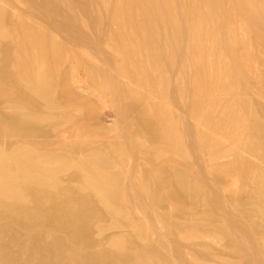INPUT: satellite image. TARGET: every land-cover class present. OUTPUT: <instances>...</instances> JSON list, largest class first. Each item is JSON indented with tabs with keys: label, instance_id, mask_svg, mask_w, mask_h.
<instances>
[{
	"label": "rangeland",
	"instance_id": "obj_1",
	"mask_svg": "<svg viewBox=\"0 0 264 264\" xmlns=\"http://www.w3.org/2000/svg\"><path fill=\"white\" fill-rule=\"evenodd\" d=\"M18 1L19 0H1L0 2V21L3 22V24L0 22V25L4 27L9 34L7 37H4L6 39H0V148L4 151H8L15 146H22L42 155L61 156L67 160L76 159L78 161L91 157L93 153H100L102 161L109 162L111 173L116 175V195L122 198L123 203H121V205H124V208L121 211L120 217L116 220L113 219L112 216L103 210L102 203L91 190L82 189L78 186L79 172L75 167L71 166L72 168L70 167L69 169H60L61 171L58 170L55 173L57 186L53 190V197L46 203L45 208L37 210L38 212L35 217L34 223L41 226L43 236L37 237L36 241L29 242V236H31L32 233H30L31 235H28L25 231L18 233L14 237V242L12 243L13 247L11 246L12 256H14V258L16 257L20 263L28 261L29 264H87L83 263L82 259L85 254L100 253L102 250L101 253H106L105 255L109 258L111 257V259L116 255L112 260L118 259V264H159L161 262L162 264H264V224L258 226L252 222L251 216L247 214V211L252 205H250L247 199L248 187H245V184H243L245 183L243 181V172L240 174V171H243L244 163H258L257 159H254L253 155L249 154L251 153V146H255L259 142L264 141V96L248 94L241 95L242 98H240L241 96H236L232 92H229V90L227 92V86L225 85L226 90L223 91V96L220 97L224 98V96H226L224 98L225 100H222L220 106L217 105L218 108L216 109L211 107L213 112L211 110L209 114L207 112H202V114H200L201 117L199 116L200 120L202 119L205 124L206 121H209V124L206 125H209L210 132L202 130V133H206V136L202 134L204 138L201 134L199 135L204 139L202 140L197 132L199 131L201 133V128L194 124V120H191V115L193 113L192 109L194 107H192V94L190 86H188L189 77L187 71L180 67V63L185 61V56H187L188 59L185 63L189 61V54L185 51L183 44L180 45V43H183L186 39L187 33L184 29L182 31V28H178L179 30H177V33V31H175L177 28H173L174 23L172 24L171 22L173 20L170 21L168 18L166 20L164 19L165 24H167L169 28L173 25L171 30H169L173 31V34H178V37L177 34H175V37L177 38L179 47V73L183 76H179V79L182 81H179V85L182 83L180 85L184 88H182V91L185 90L181 93L180 86H178L179 89L177 90L173 84H171L167 90L168 92H165L167 97H163L167 99V102L169 101V103L172 104V107H170L172 110L174 109L172 111L173 114L176 115L177 113L176 116L179 115L177 117V119H179L177 134H179L180 138L178 135L177 137L178 142H180V139L182 141L179 143L180 145L182 144L179 150L180 148L183 149L184 153L187 151L185 153L186 155H182V153H179V156L174 155L173 152L170 153L173 151V147H170L171 151L168 150L170 144L173 143V133L171 134V132H168L170 133L169 135H172V137H169L170 141L168 133L162 138L166 140L161 139L162 135L160 134L162 130L160 128L164 121L162 122L157 118L156 108L147 102L146 98L141 94L129 92L127 86L128 78L120 76L114 68V63L120 62V59L116 57L115 53H112L114 51L109 50L118 47L120 44L114 41L117 40L119 34L117 35L116 30H113L110 22L109 9L111 5H108L107 11V6H105L106 8L102 7L98 0H20V2H22L20 5ZM67 1L69 2L68 4ZM109 1V4H112L114 0ZM121 1L123 2V0ZM60 3L65 4V6H61ZM70 3L74 5L72 6ZM96 3L98 6L96 5L95 7ZM27 4L30 6L26 7ZM218 4L220 5L218 6L220 11L219 16L224 18L223 0L218 2ZM13 6L17 7H15L16 10ZM67 7L73 16L68 11ZM70 7L74 9V11ZM21 8H23V10H21ZM103 8L108 12L107 16V12ZM93 11L94 13H92ZM180 11V9L179 11L177 9L175 10L176 18L178 17L177 21H179V17L182 18V20L185 17L183 11H181V13ZM4 12H6L5 15ZM30 12L32 13L30 14ZM17 13H19V17ZM79 13L81 15H79ZM140 14H142V18L139 20V25L146 27L145 30L147 31L145 32L146 35H148L147 37H149V34L152 35L154 30H152V32L147 24V16L145 13L140 12ZM28 15L31 17H28ZM98 15L99 18L100 16L103 18L101 21V23H103L102 25L100 24L99 20L101 19H98ZM75 16L77 17L75 18ZM81 16L84 17V20H82ZM6 17L9 18L7 19ZM23 17H27L28 20ZM16 18H19V21L16 20ZM131 18L136 21L135 17L131 16ZM139 18L140 15L137 19ZM80 19L84 24L86 20L87 25H85L88 26V31L85 25L81 24ZM7 20L8 24L6 23ZM156 20L157 24L161 26L160 20H158V18ZM34 21L38 22V24L36 22L34 23ZM36 24L40 27L43 26L42 29ZM97 25H99V27ZM20 26L22 28L25 27L26 30L20 28ZM29 30L31 32H29ZM33 31L37 32L34 33ZM20 32L24 33V35ZM108 32H110V34ZM16 33H18L19 37ZM25 33H30L32 36L36 34V37H34L37 39L39 38V40L42 39V36L46 38L40 41H42L41 45L44 44L43 40H45L46 43L45 47H43L44 49L41 46L42 52L45 53L44 59L46 60V58H48L46 61L44 60L46 62L44 65L46 70L44 71L43 69V72L41 71L42 73L45 72L41 74V80L43 81L45 79L42 85L47 88L45 87L44 89L42 85L38 84L40 87H33L35 88L34 91L40 88L36 93L29 85L28 75L21 74V70H18L21 66H26L28 64L26 55H23V53L32 49L25 43V40L21 38L26 35ZM41 33L43 34L42 36ZM14 34L17 37L14 36ZM51 35L54 37L56 43ZM138 36L140 37L139 34ZM8 37L15 40L13 41L15 45H13L12 39L8 40ZM17 38H19V40ZM111 38H113V40ZM17 40L19 48L17 47L18 45H16ZM106 40L108 42H106ZM180 40H182V42H180ZM106 43H109V45L115 43V45L111 46V48L107 47V49L105 47L108 46ZM53 44L55 46L54 48L61 50L58 52L61 55H59L60 58L57 56L58 54H56L60 61H58L56 56L54 58L51 55L53 52V55H55V49H52ZM63 44L64 48L62 47ZM24 45H26L27 48H23ZM65 46L67 51L65 50ZM44 50L46 52H44ZM81 50L82 52L85 50L84 52L86 53L88 50L89 56L90 54L92 56H90L91 59L95 58L98 64L94 62L95 60L90 59L87 61L84 59ZM15 51L18 54H16ZM57 51L58 50H56V52ZM14 52L15 54H12ZM66 54H68L69 57L65 56ZM14 55L17 57H15L17 60L20 59L24 61L15 60ZM20 56L22 58H20ZM62 59L65 61L67 59L69 62L66 61L65 63ZM53 61L56 64H54ZM61 61H63V63H61ZM70 61L72 63L81 62L78 63L81 65L78 75L83 82L94 86L98 85V87L100 86L104 90L99 88L94 95H89L81 93L68 85L65 79H67L71 66ZM19 62L22 64L19 65ZM166 65L167 64H165V66ZM18 66L20 67L18 68ZM12 67H15L19 73ZM27 67L32 68L30 65H27ZM90 70L92 72L91 74L89 73ZM66 71L68 72L66 73ZM91 75L93 76L91 77ZM18 76L25 78L24 80L29 86L24 83V80L22 82V78ZM42 76L44 77L42 78ZM14 78L16 79L14 80ZM18 78H20L21 81H19ZM98 78L101 80L97 81ZM103 78L104 80L107 79V81H104ZM103 81L104 86L102 83ZM105 84L107 85L106 89ZM63 87L68 91H65ZM41 89L46 91L47 98L45 96V91ZM39 90L44 92V98ZM178 91L181 94H179ZM38 92L40 96H38ZM226 92L232 95H229V97ZM165 94L163 93V96ZM231 99H234L233 102ZM241 99H243L246 104L241 102ZM87 101H89L91 105ZM100 101H104L107 107L110 106L108 108L113 112V121L111 123H101L95 118V112L93 110L98 106ZM229 101L230 103H228V105L225 104V102L227 103ZM231 102L234 104H231ZM9 105H12V108L9 107ZM222 106L223 110L221 109ZM225 106L226 108L227 106H229V108L231 106V111L228 108L227 111ZM235 106L237 108H235ZM148 108H151L152 113H150ZM14 109H18V111ZM213 109L215 111L217 110V112ZM19 110H21V113H19ZM223 111L225 115H229L231 118V120H229V116L225 117L228 123L223 119ZM210 112H212V114H210ZM199 113L201 112L199 111L198 114ZM203 113L208 114L204 116L208 120L203 117ZM233 113L236 114L234 115ZM91 114L94 115L92 116ZM218 115H222L223 117L219 116L220 119H217ZM24 117L26 118L24 119ZM35 117L40 118L35 121V119H37ZM27 118L28 120H26ZM41 118L42 120H40ZM214 118H216L217 124H212ZM218 120L220 121V125L223 122L225 123H223V128L217 126L219 125ZM238 120L239 122H236ZM229 121L231 123H229ZM83 124L84 126H82V129L81 125ZM214 124L216 128L218 127V131L214 127ZM228 124L229 127L227 126ZM224 125L227 127L225 126L224 128ZM233 125L235 127L237 126L235 128L236 132L233 130ZM198 128L199 130H197ZM221 129L222 134H218L221 133L219 131ZM214 131L216 133H214ZM212 132L220 135L219 138H221V141L217 142V140H214L213 136L215 135L212 134ZM74 133L79 137L76 138ZM231 133L235 135L238 133L236 136H240L239 138H241V142H243L242 144H244V148L246 149L243 150V146H241L242 151L239 150V153L241 152V155L243 152L244 155L240 156L238 150H234L233 153L231 150L230 152L229 150L224 151L226 145L229 143V138H231V136L227 135H232ZM225 136L228 139H223ZM211 137H213L214 146L219 145L217 149L215 147V153L217 155L213 157L214 159H209L210 157L207 155L212 150L213 152L215 151L214 148L211 149ZM164 141L165 144H163ZM221 142H223V145ZM164 145L168 149L165 150ZM208 150H210V152ZM246 150L249 152H246ZM237 153L239 158L236 156ZM245 153H248V155ZM180 155H182V157ZM166 157L168 160H166ZM240 157L241 159L246 157V159L243 158V161ZM169 160L170 162H168ZM236 162L241 164L240 167H242L240 169L238 168L239 165H236L238 164ZM230 165L233 166L230 167ZM175 178H178L179 181L183 183L182 185L185 186V189L193 191L196 196L190 198L185 195L183 190L181 191L179 189L178 191L177 180ZM241 182L242 184H240ZM241 185L246 189L244 187L242 188ZM236 187H240L241 191L240 188L236 189ZM42 193L44 197L47 196L45 191H41L40 194ZM51 209H53V212H51ZM60 210L66 213L62 217L63 220L58 227L52 230L50 222L52 218L51 214H55ZM67 212H69L68 216ZM0 218V225H4L5 227L6 225H10L11 221L14 220L7 213H0ZM23 223L27 222L23 221ZM72 227H75L73 229L74 231L77 230L76 232L79 234L82 232L86 236L87 240H83L84 248L81 250L76 247V237L74 234L70 233V228ZM189 233H192V236H189ZM184 234L188 236L185 235L183 237ZM10 236L12 235L5 233L0 236V241L5 243L11 241L9 239ZM186 237L190 238L187 239ZM116 238L120 239V242L122 241V254H118V252L111 247L110 241ZM51 240L59 242L57 251L51 253V259H49V256L47 257V255L41 254L40 252H36V255L30 252L31 247L42 246L44 243ZM36 242L38 244H36ZM133 256L136 258L135 261ZM146 259H150V262ZM153 260L159 263H154L152 262Z\"/></svg>",
	"mask_w": 264,
	"mask_h": 264
},
{
	"label": "bare ground",
	"instance_id": "obj_2",
	"mask_svg": "<svg viewBox=\"0 0 264 264\" xmlns=\"http://www.w3.org/2000/svg\"><path fill=\"white\" fill-rule=\"evenodd\" d=\"M62 1H64V0H62ZM220 1L221 0H123V2H122L121 0H114L112 4H109L110 3L109 0H98L99 4L102 7L107 6V11H108V5H111V8L109 9L110 22L112 24L113 30H116L117 35L119 34V37H117V40H114L116 43L119 42L120 45L118 47L111 48V46L115 45V43L110 44V45H109V43H106L108 46H105L106 48L110 47L111 49L109 51H111V50L114 51L112 53H115L116 57H118L120 59V62L114 63V68L117 70V72L120 74V76L128 78V81L126 80L128 84L125 82L124 83L127 84L129 92L134 93V94L135 93L141 94L142 96H144L146 98L147 102H149L153 107L156 108L155 111H157L156 112L157 118L159 120H161L162 122L164 121L163 125H162L163 127L159 124L161 126L160 129L162 130L161 134L159 133L160 135H162L161 139L163 137H165V135L168 132H171V134L173 133V137H172V135H169L170 133H168L169 136L167 135L168 138L169 137L173 138L172 139L173 143L170 142L171 144L168 147L169 149L166 148L167 144H166V146L164 145V147H165V150L168 149L169 151H171L170 147L171 148L173 147V151H171L170 153L173 152L174 155L179 156V153H182V155H184L187 151L184 153L183 149L180 148V150H179V147L182 145V144L181 145L179 144L180 142H182L181 139L179 140L180 142H178V137L180 138V136H179V134H177V127H178V120H179V119H177V117L179 115L176 116L177 113H176V115L173 114L172 111L174 109L173 110L171 109L172 104L169 103V101L167 102V99L165 98L166 99L165 100L163 97L166 96L165 92L169 89V85L173 84V86L178 90L179 89L178 86H180L182 84L181 83L179 85V81H181V79H179V76L180 77H183V76L180 75V73H179V53H178L179 47H178L177 38L175 37V34L178 33L177 30H179L180 28H182V31L184 29V31L187 33L186 39L184 40L183 43H180V45L183 44L185 51L189 54L188 55L189 61H187L185 63V61L188 60L187 56H185V61L180 63V67H181V69L183 68V70L187 71V74L189 77V80H188L189 85L188 86H190V91L192 94L191 101L193 104L192 107H194L192 109L193 113L191 115L192 116L191 120H194L195 121L194 124H196L199 128H201V130H200L201 133L199 131H197V130H199V128L196 130L199 133L198 136L200 134H201V136H202V134H205L204 136H206V133H202V130L205 132L209 131V125L208 126L206 125V124H209L208 123L209 121L208 122L206 121V124H205V122L202 119L200 120V118H199L200 114H202V112H207L209 114L211 107L216 109V108H218L217 105L220 106L222 100L226 96L225 95L224 98L220 97V96H223V93H224L223 91L226 90V86H227V92L229 90V92H232L236 96L248 95V94H250V95L255 94L258 96L263 95L264 96V0H223V2H224L223 11L225 14L224 18L223 17L221 18V16H219L220 11H219L218 6H220V5L218 4V2H220ZM0 2H1V0H0ZM18 3L20 5V3H22V2H20V0H19ZM61 3H64V2H61ZM65 3H66V1H65ZM68 3L69 2L67 1V4ZM71 3H72V1H71ZM21 5H23V4H21ZM63 5L65 6V4H61V6H63ZM96 5H97V3L95 4V7H96ZM16 6H13V8L15 9ZM27 6L29 7L30 5L27 4L26 7ZM7 7H8V4H7ZM105 8H103V9L105 10ZM3 9H5V8H3ZM67 9L69 11L68 7H67ZM176 9L178 11H179V9L181 11H183L184 16H185L183 18V20H182V18L179 17V21H177L178 17L176 18V14H175ZM6 10H8V9H6ZM21 10H23V8H21ZM72 10L74 11V9H72ZM216 10H217V12H216ZM25 11H28V10L26 9ZM181 11H180V13H181ZM98 12H99V8H98ZM140 12L145 13V15L147 16L146 17L147 24L149 25L151 31L154 30V32L152 31L153 32L152 35L149 34V37H147L148 35H146V32H145V31H147V30H145L146 27L139 25V20L142 18V16H141L142 14H140ZM5 13L6 12H4V15H5ZM31 13L32 12H30V14ZM92 13H94V11ZM2 14H3V12H2ZM18 14L19 13H17V15ZM107 14H108V12L106 13V16H107ZM7 15H9V14H7ZM79 15H81V14L79 13ZM139 15H140V18L137 19L139 17ZM181 15H183V14H181ZM72 16H73V14H72ZM131 16L135 17L137 22L133 18H131ZM18 17H19V15H18ZM28 17H31V16L28 15ZM76 17L77 16H75V18ZM101 17L102 16H100V18H99V15H98V19H101L99 21H100V24L102 25L103 23H101V21L103 18H101ZM6 18L8 19L9 17H6ZM23 18H25V17H23ZM81 18H82V20H84L83 16H81ZM157 18H158V20H160L161 26H159L157 24V20H156ZM167 18L170 19V21L173 20L171 22H172V24L174 23V26L173 25L172 26H173V28L174 27L177 28L176 30L174 29L175 31H177V33L173 34V31H170L172 26L169 28L168 25L165 24L164 19L166 20ZM0 19H1V17H0ZM18 19L19 18H16V20H18ZM221 19H224V20H221ZM20 20H21V18H20ZM27 20H28V18H27ZM80 21H81V19H80ZM35 22L36 21H34V23ZM82 22L83 21H81V24L87 25L86 20H85V24ZM167 22H168V20H167ZM171 22H170V24H171ZM1 23L3 24V22H1ZM6 23L8 24V20ZM30 23H32V22H30ZM34 23H32V24H34ZM36 23L38 24V22H36ZM142 23H143V21H142ZM86 25H85V27L88 31V28H87L88 26H86ZM14 26H15V24H14ZM21 26H23V25H21ZM21 26H20V28H22ZM37 26H35V27H37ZM97 26L99 27V25H97ZM11 27H12V25H11ZM29 27H31V26H29ZM29 27H27V28H29ZM38 27H40V26H38ZM42 27H40V28L42 29ZM7 28H8V26H7ZM40 28H39V30H40ZM10 29H12V28H10ZM22 29H25V27ZM31 30H32V28H31ZM43 30H44V28H43ZM101 30H102V27H101ZM168 30H169V33H168ZM22 32H20V33H22ZM29 32H31V31L29 30ZM33 32L35 33L37 31H33ZM42 33H43V31H42ZM42 33H41V36L43 35ZM108 33L110 34V32H108ZM50 34H51V32H50ZM138 34L140 35V37L138 36ZM8 35L9 34L4 29V27H2L0 25V39L1 38H2V40L6 39L4 37H7ZM16 35L18 36V33H16ZM16 35L14 34V36H16ZM22 35H24V33H22ZM39 35H37V36H39ZM34 36L36 37V34H34L32 36L29 33V34H26L25 36L21 37L22 40H25V43L28 44V46L30 48H32L31 50L29 49L27 52L25 51L24 52L25 54L23 53V55H26V59L28 62L27 65L32 66V68L27 67V65L26 66L23 65L21 67L18 66V68L20 67V69L17 68L19 71L21 70L20 71L21 74H24L26 76L28 75L29 79L28 78L27 79H28L29 85H30V87H32L33 91L35 89L33 87H40V85H42V82L45 81V79L43 81L41 80V74L45 73V72L42 73L43 72L42 70L43 69H44V71L46 70V68H44V65L46 63L45 61L48 59V58H46V60L44 59L45 53H43L42 49H41V46H42V48L45 47V44H46L45 40H43L44 44H42V45H41L42 41H40V40L46 39V38H43V36H42V39L39 40V38L37 39ZM111 36H112V34H111ZM11 37H13V36H11ZM51 37H52V35H51ZM177 37H178V34H177ZM52 38H53L54 42L56 43L54 37H52ZM108 38H110V37H108ZM9 39L11 40L12 38L8 37V40ZM17 39L19 40V38H17ZM111 39L113 40V38H111ZM18 40L16 41V45H18ZM182 40H180V42H182ZM13 41H15V40L12 39V42ZM106 42H108V41L106 40ZM13 43H14L13 45H15V42H13ZM51 43H52V40H51ZM111 43H112V41H111ZM9 44H10V42H9ZM54 44L52 45L53 46L52 49H55V55H53L54 52L51 55H52V57L55 58L56 54H58L57 56L59 57L60 54L58 52H60L61 50H59L58 48L57 49L54 48L55 46L57 47V45L55 44V46H54ZM60 44H62V43H60ZM60 44H59V46H60ZM116 46H117V44H116ZM17 47L19 48V45ZM21 47H22V45H21ZM24 47H26V45H24L23 48ZM48 47H49V45H48ZM62 47L64 48V44ZM9 48H11V47H9ZM60 48H61V46H60ZM14 50H15V46H14ZM56 50H58V51L56 52ZM65 50H66V46H65ZM85 50H83V52L81 50V52H82L81 54H82L84 59L89 61L92 56H91V54H90L91 57L89 56L88 50H87V53L84 52ZM19 51H20V49H19ZM7 52H8V50H7ZM15 52L12 54H15ZM44 52H46V51L44 50ZM70 52H72V51H70ZM20 53H21V51H20ZM65 53H67V52H65ZM16 54H18V53L16 52ZM68 54H69V51H68ZM68 54H66L65 56L69 57ZM19 55H17V56H19ZM15 57L16 56L14 55V58ZM58 57H57V59H58ZM16 58H15V60H17ZM20 58H22V57L20 56ZM54 58H53V60H54ZM75 58H76V56H75ZM19 60H17V61H19ZM91 60H95L94 62H97L95 58L91 59ZM183 60H184V57H183ZM20 61L23 62L24 60L23 61L20 60ZM55 61H57V60H55ZM58 61H60V60L58 59ZM63 61L66 63L67 59H66V61L65 60H63ZM63 61H61V63H63ZM67 62H69V61H67ZM75 62H76V60H75ZM25 63H26V61H25ZM53 63H54V61H53ZM78 63H81V62H78ZM78 63H72V62H71V64L69 63L71 66L69 69L67 79H65L66 80L65 82L68 85L72 86L75 90H77L81 93L94 95L97 92V90L101 87L100 86L98 87V85L94 86L92 84H87V83L82 81V79L78 75V72L81 69V65ZM20 64H22V63L19 62V65ZM54 64H56V63H54ZM97 64H98V62H97ZM165 64H167V65L165 66ZM92 68H93V66H92ZM13 69H15V67ZM91 70L89 72L90 74L92 73ZM15 71L17 72L16 69H15ZM19 71L17 73H19ZM86 71H87V69H86ZM16 72H15V74H16ZM67 72L68 71H66V73ZM184 75L186 76L185 73H184ZM26 76H24V77H26ZM92 76L93 75H91V77ZM95 76H97V75H95ZM18 77L22 78L21 76H18ZM43 77L44 76H42V78ZM91 77H89V78H91ZM98 77H99V75H98ZM20 78H18L19 81H21ZM15 79L16 78H14V80ZM24 79L25 78H22V82ZM99 80H101V79L98 78L97 81H99ZM103 80H104V78H103ZM105 80L107 81V79H105ZM123 80H125V79H123ZM104 81L102 82L103 86H104ZM24 83L27 84V86H29L25 80H24ZM45 83H43V84H45ZM38 84H40V85L38 86ZM98 84H100V83H98ZM106 84H105V89L107 88ZM121 85H122V83H121ZM127 86H124V87H127ZM224 86H225V88H224ZM42 87H43V85H42ZM45 87H43V88L45 89ZM25 88H27V87H25ZM182 88H183V86L181 87V93L185 91V90L182 91ZM38 89H40V88H37L34 92L36 93L38 91ZM101 89H103V88H101ZM28 90H29V87H28ZM41 90H43V89H41ZM41 90H39V92ZM64 90L68 91L65 88H64ZM30 91H31V88H30ZM43 91H45V90H43ZM39 92H38V94H39ZM174 92H175V90H174ZM227 92H226V94L228 96L232 95V94H228ZM40 93H42L43 98L45 96L47 98L46 91H45V94H46L45 96L43 94L44 92L41 91ZM163 93L165 94L164 96H163ZM181 93L179 92V94H181ZM128 94H130V93H128ZM134 94H133V96H134ZM38 96H40V94ZM240 98H242V96ZM231 100L233 102L234 99H231ZM241 100H242L241 102H244L246 104V102L243 99H241ZM87 102L89 103V101H87ZM232 102H231V104H234ZM238 102H239V100H238ZM168 103L171 105H169ZM228 103H230V101L227 103L225 102V104H227V105H228ZM146 105L149 106L148 104H146ZM11 106L9 105V107H11ZM87 106H89V105H87ZM231 106H230V108H229V106H227V108L230 111H231ZM108 107H110V106H108ZM108 107L105 105L104 101H100L98 106L94 108L93 111L95 112V118L97 119V121H99L101 123H111L113 121V112ZM225 108H226V106H225ZM233 108H234V105H233ZM235 108H237V107L235 106ZM148 109L150 110V113H152L151 108H148ZM221 109L223 110V106ZM228 109H227V111H228ZM14 110L18 111V109H14ZM20 111L21 110H19V113H21ZM199 111L201 113L198 114ZM227 111H225V112L227 113ZM212 112H210V114H212ZM215 112H217V110ZM163 114H165V115H163ZM203 114H204L203 117L205 115H208L206 113H203ZM223 114H224L223 115L224 117L222 115L221 116L218 115L217 119H220L219 116L223 117V119H225V117L227 115H225L224 111H223ZM227 114H229V113H227ZM233 114L235 115L236 113H233ZM91 115L93 116L94 114H91ZM21 116H24V115H21ZM239 117H236V118H239ZM25 118L26 117H24V119ZM28 118L26 120H28ZM35 118H37V117H35ZM38 118H40V117H38ZM38 118L35 119V121H37ZM204 118L206 120H208L206 117H204ZM33 120H34V118H33ZM40 120H42V118ZM229 120H231L230 116H229ZM239 120L236 122H239ZM216 121H217L216 118H214V121L212 122V124L213 123L217 124L218 122H216ZM225 121H226V119H225ZM226 122L228 123V121H226ZM223 123L220 125V121H219V125H217V126L222 127ZM229 123H231V122L229 121ZM82 126H84V124L81 125V127ZM225 126L226 125H224V128H225ZM227 126L229 127V124ZM214 127H215V124H214ZM232 127H234L233 130H235V128L237 126L235 127L233 125ZM77 128H79V127H77ZM82 129H83V127H82ZM212 129L214 130L213 127H212ZM217 129H218V127L216 128V130ZM231 130H232V128H231ZM215 131H214V133H216L218 130L216 132ZM219 131L221 132L222 129ZM234 132H236V130ZM178 133H179V131H178ZM214 133L212 132V134H214ZM218 134H222V132L218 133ZM229 134L227 136H231V138H229V140H228L229 143L227 142L228 144L226 145V149L224 151L229 150V152H230V150H231L233 153L234 150H238V153H239V150H241V146H243V148H242L243 150L246 149V148H244V144H242L243 142H241V138H239L240 136L239 135L236 136L238 133L236 135L232 134V133H231L232 135H229ZM177 135H178V137H177ZM214 135H215V136H213L214 140H217V142L221 141V138H219L220 135H217V134H214ZM75 136H76V134H75ZM204 136H202V137L204 138ZM77 137H79V136H76V138ZM202 137H200V138L202 140H204ZM213 137H211V139H210V142L212 141L211 142L212 144L214 141L212 139ZM226 138L227 137L225 136V138H223V139H226ZM162 140H166V139H162ZM169 141H170V138H169ZM211 143H210L211 149H213V148L215 149V147L217 149V147H219V145L214 146L215 144H213V147H212ZM221 143L223 145V142H221ZM163 144H165V141L163 142ZM205 145H206V143H205ZM208 146H209V144H208ZM183 147H184V145H183ZM251 147H250L251 153L249 155L252 154L253 158L257 159L258 163L257 164H248V163L245 164L244 163L243 171L241 170L240 174L243 172V181L245 182L243 184H245V187H248L247 199L249 200L250 205H252L251 208L247 211L248 212L247 214L249 216H251L252 222L259 226V225L264 224V141H261L258 144H256L255 146H251ZM148 149H150V148H148ZM204 149H206V148H204ZM216 149L214 152H213V150L211 152H210V150H208L211 153V154L210 153L207 154L210 157V158L208 157L209 159L216 157V155H217L215 153ZM162 150H163V148H162ZM152 151H153V149H152ZM247 151L248 150H246V152ZM238 153L236 154L237 158H239ZM240 153H239V155H240ZM158 154H160V153H158ZM245 154L248 155V153H245ZM182 155H180V156L182 157ZM241 155H244L243 152ZM243 158L246 159V157H243ZM251 158H252V156H251ZM240 159H241V157H240ZM166 160H168V158ZM243 161H244V159H243ZM168 162H170V160ZM210 162H211V160H210ZM213 162H215V161H213ZM236 163H238V162H236ZM236 165L237 166L239 165L238 166L239 169L242 167V166L240 167L241 164H239V163ZM71 166L75 167L79 172L78 186L82 189L91 190L98 197L99 201L102 203L103 210L106 213H108L110 216H112L113 219L116 220L117 218L120 217L121 211L124 208L123 207L124 205H121V203H123L122 198H119L116 195V175L111 173L110 163L102 161V159L100 157V153L99 154L93 153L91 155V157H88L85 160H79L78 161L76 159L75 160L74 159L73 160H69V159L67 160L61 156L42 155V154L36 153L34 150H31L27 147H22V146H15L8 151H4L3 149L0 148V213H7L14 219V220L12 219L13 221H11V224L6 225V227L4 225H0V236L4 235L5 233H9L10 235H12L9 238L11 241H8L6 243L0 241V264H12V263L29 264L28 261H24V260H23L24 261L23 263H20V262H18L19 260L16 257L14 258V256H12L11 246H12V243L14 242V237H15V235H17L18 233H21L23 231L27 232L28 235H31L30 233H32V235L29 236V242L36 241L37 237L43 236V231L41 229V226L34 223L36 214L38 212L37 210L45 208L46 203H48L50 201L51 197H53V194H54L53 190L57 186L56 185L57 181L55 179V173L58 170L61 171L60 169H62V170L65 168L69 169ZM232 166L233 165H230V167H232ZM175 179L177 180L176 183L178 186V191H179V189L181 191L183 190L185 195L187 197H190V198H194L196 196V194L194 195L193 191H189L188 189H185V186L182 185L183 183L180 182L178 178H175ZM240 184H242V182ZM241 187H242V185H241ZM237 188H240V187H236V189ZM245 189H242V190H245ZM41 191H45L47 193L46 194L47 196L44 197L43 193L40 194ZM234 191H237V190H234ZM238 191H239V189H238ZM240 191H241V188H240ZM52 210L53 209H51V212H53ZM55 210H54V212H55ZM63 210H60L55 214L54 213L51 214L52 218L50 219V222H51V229L52 230H53V228L55 229L56 227H58V225L62 222V220H63L62 217L66 213ZM69 212H67V216L69 215L68 214ZM71 218H72V216H71ZM79 218H76V219H79ZM64 219H65V217H64ZM10 220H11V218H10ZM23 221H26L27 223H23ZM70 222H72V221H70ZM74 228L73 227L70 228V233L74 234V236L76 237V240H77L76 247L81 250L82 248H84L83 240L85 241L87 239H86L85 234H83L82 232L79 234L78 232H76L77 230L76 231L73 230ZM47 230H48V228H47ZM47 232H49V231H47ZM191 234L189 233L188 235L192 236ZM185 235H187V234H184L183 237ZM194 235H195V233H194ZM189 238L190 237H188L187 239H189ZM45 239H47V238H45ZM110 242H111L110 243L111 247H113L118 252V254L123 253L122 244H121L122 241L120 242V239L116 238ZM36 244H38V243L36 242ZM58 246H59L58 241L51 240L49 242L44 243V245H42V246H39V247L33 246V247H31V248L29 247V248H30L31 253H33V254L35 253V255H36V252H40L41 254L47 255V257L49 256V259H51V253L56 252L58 249ZM101 251H100V253H87V254H85L84 257L82 258L83 263H87V264H118V259L112 260L113 258L116 257V255H115V257H113L111 259V257L109 258L108 256L105 255L106 253H101ZM84 252H86V251H84ZM134 257L135 256H133V258ZM44 258H46V257H44ZM73 258H74V256H73ZM126 258H128V257H126ZM135 259L136 258H134V261H135ZM149 260L150 259H148L147 261H149ZM151 260H152V258H151ZM152 262L156 263L158 261L153 260ZM124 263H126V262H124ZM134 264H136V263H134ZM159 264H162V262ZM199 264H201V263H199Z\"/></svg>",
	"mask_w": 264,
	"mask_h": 264
}]
</instances>
